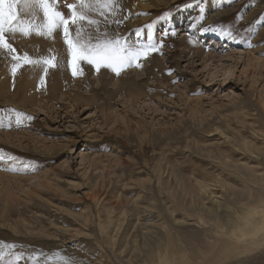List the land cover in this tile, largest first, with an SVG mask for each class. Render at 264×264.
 I'll return each instance as SVG.
<instances>
[{
	"label": "rangeland",
	"instance_id": "1",
	"mask_svg": "<svg viewBox=\"0 0 264 264\" xmlns=\"http://www.w3.org/2000/svg\"><path fill=\"white\" fill-rule=\"evenodd\" d=\"M234 1L236 9L208 27L230 28L238 39L203 31L201 42L217 43L220 56L232 50L258 56L263 60L254 70H243L246 57L239 54L216 63L194 57L190 64L182 58L180 31L171 35L169 23L163 36V24L194 0L154 9V17L133 28L125 26L141 11H124L128 19L108 26L132 42L135 29L155 21L154 38L164 46L157 57L149 56L159 66L147 57L142 68H127L122 78L110 71V78L104 68L88 74L84 64L87 81L67 67L70 87L55 96L47 74L41 101L33 106L12 101L33 67L13 76L11 60L0 55V80L5 70L16 82L5 97L0 94V120L11 121V127H0V151L14 157L0 161L6 176L0 175V241L17 245L23 254L18 264H32L34 252L51 256L48 264H59L56 252L75 264H206L204 258L210 264H264V231L242 236L235 227L255 206L264 210V18H238L264 0ZM192 15L195 27L201 13ZM241 36L254 47L240 42ZM10 42L20 54L50 55L39 45L22 47L18 37ZM125 79L145 98L132 103L128 88L117 91ZM73 93L93 104L74 105ZM202 95L201 103L192 102L198 109L193 114L186 97ZM12 110L25 114L19 127ZM253 215L254 226H261L260 215Z\"/></svg>",
	"mask_w": 264,
	"mask_h": 264
},
{
	"label": "snow or ice",
	"instance_id": "2",
	"mask_svg": "<svg viewBox=\"0 0 264 264\" xmlns=\"http://www.w3.org/2000/svg\"><path fill=\"white\" fill-rule=\"evenodd\" d=\"M63 2L68 10L67 13L59 9ZM199 6L201 15L195 20H203L205 8L201 0H194ZM191 8L193 4H186ZM124 12L121 0H0V55L11 60V71L13 76L25 65L40 70L37 87L45 85V76L49 68L59 66L55 54L38 56L33 58L26 51L18 53L13 43L17 35L29 37L37 35L43 38L55 39V33L60 32L64 44L67 46L69 59L67 66L72 76H84V64L91 65L96 72L102 68L109 69L116 76H119L127 68H142L141 61L151 53H159L164 46L163 39L157 41L153 35L155 21L144 27L135 29L136 40L130 42L118 32L113 34L108 31L110 24L120 26L129 16H123ZM146 14V13H145ZM139 15V14H138ZM163 19L168 18L166 13ZM242 19V17H238ZM103 25V30H102ZM194 26V25H193ZM145 28L147 33L145 36ZM204 32H218L222 38L237 40L238 36L230 28L205 27ZM251 35V30H249ZM169 32L164 31L163 36L167 37ZM175 36V30L171 31ZM190 42L191 41V38ZM142 40L146 42H141ZM240 42L247 47H254L250 38L240 37ZM171 74V70H169ZM15 112V110H12ZM15 124L19 127L23 123L24 113L15 112ZM26 119L31 120V116ZM0 127H11V121L4 124L0 120ZM14 157L0 151V161L13 160ZM30 166H25L28 168ZM9 170L16 171V168ZM17 245L0 241V264H18L23 255L15 251ZM58 258L59 264H75L67 255L59 252L53 254ZM39 257H44L43 260ZM52 259L45 253H32L29 260L32 264H48Z\"/></svg>",
	"mask_w": 264,
	"mask_h": 264
},
{
	"label": "bare ground",
	"instance_id": "3",
	"mask_svg": "<svg viewBox=\"0 0 264 264\" xmlns=\"http://www.w3.org/2000/svg\"><path fill=\"white\" fill-rule=\"evenodd\" d=\"M67 2H72V0H67ZM175 2H177V0H123L122 6L126 7L124 10L125 11L124 13H126V14L128 12L131 13V11H133V10H136V12L141 11V13H140L141 16L139 18L136 17L133 20H130L129 22H127V25L125 27L133 28L137 25H141L143 22H145L148 19L155 16V14H153L154 9L168 8L169 6L173 5ZM206 2H207V5L205 7V12L203 14L205 18L203 20H201L200 23H197V26L194 27L192 22H190V19L193 16L192 14L195 12L196 13L199 12V6L196 4H193V7H191V8L182 7L181 9H177L174 17L169 18L167 20V22L164 20L166 23H164L163 26L161 27V31H165L169 27V23H170L172 30H175V31L179 30L180 31V36H179L178 42H179V45H182V52H183L182 58L186 57V59H188V63H190V64L193 63L194 57L201 58L205 62L215 61V63H216V61L218 62L220 60H223L224 57H229V55H230V54L229 55H226V54L222 55L221 54L222 56H220L218 54L219 52L215 51V46L217 43H214L211 46H209V45L207 46V44H209L211 42V41H207V44L204 43V45H203V43L201 42V41H203V37L200 35H201V32H203V28L208 27L219 16H221L223 14H227L231 11H234L238 5V3H237L238 1L233 0L230 2L228 0H223V1H221V0H207ZM227 2H229V3H227ZM59 9L65 13L68 12L64 3L62 5H59ZM144 12L146 13V15ZM243 13L244 14H243L242 19L245 22L251 21L252 18H256L257 15H259V14L263 15L262 16V20H263V18H264V6H260V4H258L256 6L253 5L250 10H244ZM200 28H202L201 31L199 30ZM146 33H147V29L145 31V34ZM158 34L161 35V32H159ZM198 34H199V36H197ZM215 34H216V32H211L210 37H214ZM196 36L199 38L198 42L195 41ZM17 37L19 38V44H21L22 47L24 46V47H28V49H30V48H32V46L34 47V46L39 45V46L44 48V51H46V50L49 51L50 49L52 50L51 53L55 54L57 56V60L59 61V66L56 68H49L48 76H47L48 77V80H47L48 83L47 84L49 85L48 90L53 92L55 96H58L60 92L66 91V89H68L71 85V83H70L71 82L70 81L71 74H70V71L67 70V67H68L67 61L69 59L68 52H67V46L64 44V42L62 40L60 32L57 31L55 33V39H51V38L46 39V38L37 36L35 34L30 35L29 37H26V38L22 37L20 35H17ZM189 38H191L192 42H190ZM130 40L133 41L134 39L133 40L130 39ZM231 54L232 55H230V56H236L238 54H239L238 55L239 57L242 56L241 51L235 52L232 50ZM153 55H155V57H157L159 55V53L158 54L155 53ZM148 57H149V59L147 60L148 62H151L154 66H159V62L157 59H156L157 63H155L150 56H148ZM242 57L243 58L246 57V60H245L244 65H243L244 71H248L250 69V67L254 70L259 63V60L260 61L263 60V59H259V57L255 56L254 54H248V53L247 54L244 53ZM261 64H263V63H261ZM262 66L264 68V65H262ZM86 69L88 70V74L93 73V68L91 65L86 64ZM216 71L217 70L213 71V73H215ZM104 73L109 74L110 70L107 69V70H105ZM104 73H103V76L106 75ZM40 74L41 73H40L39 69L29 68L28 70H26L25 71V78H24L22 84L19 86V92H17V94L15 95V97L18 96V98L13 99L12 101L18 102V104H20V106H31V105L33 106L36 101H41V98H40L41 95L40 94H41L42 88L39 89L37 87V85H38L37 81H38ZM121 74L118 77L122 78ZM230 74H231V69H229V68L222 73V75L224 77H228ZM109 75H110L109 76L110 78L113 76L112 74H109ZM80 78L84 81L88 80L86 75H84ZM10 82H12L14 85L16 83L10 77L9 72L4 70L3 76L0 80V94L2 97H5V94L7 93L9 86L11 84ZM125 87L128 88L127 89L128 92H127L126 96H127L128 100H130L131 102L132 101L135 102L139 99L145 98L144 94L141 91L142 88L137 86L136 84H134L133 82H131L128 79L123 80L122 86L120 85L119 87H117L115 89L117 91H119L120 89H124ZM160 90H159V92H160ZM159 92H158V94H159ZM68 95H70V98H71L70 100H72L75 103L74 105H76L77 103L78 104L80 103L82 105L93 104L92 98H90L89 100H86V99L83 100V96L79 93H77V94L73 93L72 95L71 94H68ZM203 96L204 95H202L201 97L198 96V98L197 99L195 98V100H193L194 98H188L190 96L186 97L188 99L187 100L188 105L190 103L191 108H189V109L191 110V112L193 114H197L198 109H197V107H194L195 104L192 106V102H196V104L199 103L200 101H198V100L201 98L203 99L204 98ZM205 97H206V95H205ZM5 101H8V100H5ZM73 102H72V104H73ZM125 104H126V102H125ZM110 108L111 107H107V109H110ZM104 110L106 111V109H104ZM111 111H112V109H111ZM107 115L109 116V114H107ZM250 170H251V172L253 171L252 169H250ZM2 173H0V175L6 177L5 175H3L4 173L3 174ZM15 178H16V176H15ZM206 187L207 188L203 187L202 189H200V192L207 191L208 186H206ZM216 197L219 198L220 196H216ZM255 207H254L255 209H251V213L249 214V216H246L243 221L241 219V221L239 223H237V225L235 226L239 231H240V229H242V234H241L242 236L247 234L248 232L253 233L254 231H256V232L262 233L264 231V210L261 211L260 208H259L260 210H257V206H255ZM255 213L260 215V217H261V220L259 221V223H261V226H259V227L254 226L255 224L252 222V220H253L252 217H254L253 214H255ZM231 237L236 239L239 242L238 238L233 237L232 235H231ZM254 244H255V242H253V245ZM253 245H252V247H253ZM197 261L199 262L198 259H197ZM203 262H205L206 264H210V262H208V259H205V258H204Z\"/></svg>",
	"mask_w": 264,
	"mask_h": 264
}]
</instances>
